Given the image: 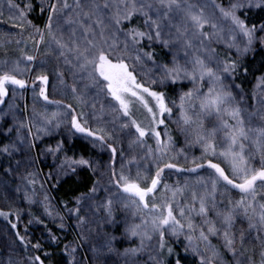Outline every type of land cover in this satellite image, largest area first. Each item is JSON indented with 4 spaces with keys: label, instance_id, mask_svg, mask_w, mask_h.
Returning <instances> with one entry per match:
<instances>
[{
    "label": "snow or ice",
    "instance_id": "obj_1",
    "mask_svg": "<svg viewBox=\"0 0 264 264\" xmlns=\"http://www.w3.org/2000/svg\"><path fill=\"white\" fill-rule=\"evenodd\" d=\"M7 7L10 19L17 21L14 27H19L22 32L26 27L34 29L31 39L36 50L39 51L41 45H46L44 55H54L58 62L63 63L64 69L56 70V76L61 82L67 71L74 78L80 76L87 79L93 87L111 97L115 105H118V108L111 105L112 111L118 114V118L119 114H122V117L128 119L121 128H134L135 134H138L132 141L133 144L145 147V137L149 132L151 133L155 138L156 148L147 146L146 153L140 157L142 160L160 161L168 155L172 138L169 136L167 141H162L156 126L164 124V120L158 117H163L166 113L170 116L172 108L166 103L163 92L151 90L138 81L134 69H131L126 62L127 54L130 48L140 45L144 40H147L150 46L154 42L170 51L178 46L177 55L179 50H183L184 64L179 63L177 55H174L170 67L162 66L163 75L159 82L163 84L171 81L172 84H176L178 81L188 80L193 84L192 89L179 97L180 120L185 126L181 130L187 132L191 129L195 136L192 143L202 148L200 160H206L207 169L212 171L208 180L200 182L204 191L202 193L192 191L190 201L183 204L176 202L177 194H183L187 186L170 188L165 184L163 185L165 192L172 193L171 200L167 197L162 198L161 203L153 200L150 207L146 198L156 192L158 186L162 184V173L165 169L175 168L178 172H196L205 165L193 160L195 167L184 169L171 162L164 163L161 167L157 162L156 171L154 175H151L150 183L146 177L143 186L140 182L139 165H137L135 178L132 177L130 170L126 174L123 166L119 174L113 171L112 178L116 187L128 195L138 210H148L151 214L150 218L142 217L139 224L126 228V233L130 237L140 238V245L127 249L125 254L135 255L142 251L145 241H151L154 233H159L160 248L163 249L165 229L170 228L174 236L185 235L188 247L200 255V264H217V262L225 264L219 249L211 244L212 237L222 241L224 250L232 256L235 264H256L253 256L246 255L248 249L245 248V241L249 232L241 230L237 235L235 231V223L242 216L247 220L248 229L256 230L255 239L261 242L259 264H264V202H258V196L260 201H264V194L257 192V182L264 185V127L251 126V116L256 113L250 114L246 124L244 110L238 104L234 105L233 91L224 83L228 77L235 79L239 68L237 61L230 57L221 60L216 49L211 47L213 42H223L229 49L235 48L238 54L250 51L257 38L256 34L264 33V23L249 26L237 13L251 8L264 9V0H231L227 8L215 4L213 0V7L219 12V16H216L215 12L211 15L206 12L207 0L204 2L199 0L197 2L193 0H54V2L42 3L40 7L41 13L45 11V7L48 9L47 23L44 26L47 40L45 31L31 24V21L27 19L28 13L33 10L31 0L23 7L14 0H8ZM0 16H3L2 11ZM134 17L143 18L144 30L138 26L124 29V24L130 23ZM65 26L70 28L67 38L64 35ZM35 36H39V39H35ZM121 36L124 37L123 40L120 39ZM260 42L264 44V37H260ZM16 43L20 44L21 41L17 40ZM21 53L25 61L36 60V56L26 54L23 49ZM152 55V53H144L149 60L152 59ZM141 60L142 57L138 51L136 61ZM43 63L44 61H41V64ZM19 71V61H16L9 70H0V103L4 102V97L8 94V85L17 86L20 89L26 87V81L17 78ZM244 71L247 73V69ZM36 80L46 85L49 77L46 74H40ZM204 81L208 83L207 92L202 91ZM156 82L153 80V83ZM239 87L240 85H235V88ZM257 87H264V77L260 78ZM72 91L75 92L76 89L73 88ZM40 95L48 101L44 87H41ZM48 102L59 104L58 101ZM260 102L264 103V101ZM137 103L151 117L148 128H145L132 115V107ZM56 115L53 113L52 118ZM212 115L217 117V123L209 129L205 127L204 118ZM81 117L75 113L72 114V128L78 133H84L103 142V135H97L93 130L82 126L79 122ZM259 119L264 122V114H260ZM51 123L52 119H46V124ZM56 126L58 127L59 124ZM37 131L47 133L48 129L42 127ZM221 131L224 132V136L218 138L217 133ZM253 133H255V139L252 138ZM246 142L255 144L256 150L260 152L259 168L252 166V156L246 154ZM109 147L111 148V145ZM60 150V144L54 150L48 149L50 152ZM0 151L8 152L9 146L6 145ZM112 152L115 156L116 149L112 148ZM215 158H219L228 165L230 175L226 174V169L221 166V163L213 162ZM135 160L136 157H133L129 163ZM64 163L69 167L89 165V161L83 158L79 160L65 158ZM61 167L63 168V165ZM72 170L75 171V168L72 167ZM29 182L35 183V181ZM221 187H224L226 192L237 190L241 198L236 201L229 200L227 207H221L223 201L217 200ZM95 191L94 187L92 192ZM45 199L47 200V197ZM77 203H80L79 199ZM112 205V198L100 205L109 219L112 218ZM124 206L128 207L127 204ZM210 213L215 214L214 219L210 218ZM48 214L51 215L50 212ZM9 215L10 213L0 211V216L6 219ZM195 217H200L201 223H195ZM77 219L81 226L86 222L84 217L79 216V208ZM149 225L151 231H148ZM12 227L16 228V225L13 224ZM60 227L63 228V223ZM50 236L54 243L58 242V237L51 233ZM17 237L22 244H26L24 238L18 233ZM81 239L86 240L87 237L82 234ZM194 240L199 243L194 245ZM199 244H203L205 250L210 251L211 255L206 257L201 253ZM33 247L38 249L40 245L35 244ZM76 250L75 247L70 248L69 245H65V251L69 255H73ZM168 252L171 253L172 249L168 248ZM33 259L34 264L36 262L43 264L39 256ZM68 264H74V259L69 260ZM176 264H180L179 259Z\"/></svg>",
    "mask_w": 264,
    "mask_h": 264
},
{
    "label": "rangeland",
    "instance_id": "obj_2",
    "mask_svg": "<svg viewBox=\"0 0 264 264\" xmlns=\"http://www.w3.org/2000/svg\"><path fill=\"white\" fill-rule=\"evenodd\" d=\"M40 5L42 3L46 4L48 2H54V0H37ZM17 4L21 7L25 3H28L29 0H14ZM193 2H197L194 0ZM199 2H204V0H199ZM8 0H0V11L3 12L4 19H10V13L7 7ZM208 7L206 12L211 15L215 12L216 16H219V12L216 11L213 7V1L207 0ZM29 15V13H28ZM48 17V9L45 7V24L47 23ZM0 19H2L0 17ZM29 19V16H27ZM10 22H6V36H10L11 39L20 40L21 43H15L13 52L9 59H7V65H5V70L11 69L16 61H19V69L20 71L17 73V78L24 79L26 81V87L21 89V95L19 98H22L23 106H24V123L26 124V128L30 134L31 139L34 142L38 140H44L54 136H61V139L64 134L67 133L69 130V126L71 125V118L72 114L75 113L80 118L79 122L82 126L89 128L96 132L97 135H103L104 141L96 140L94 137L87 136V139L93 144L94 147L104 150L108 153L106 159L93 163L91 165L92 171L94 172L97 183H96V191L91 192L88 195L80 196L76 199V208L74 213L71 214V219H67V224H69L71 231L74 233L76 240L81 247V250L84 253L85 262L86 264H114L115 261V254L113 252L112 246L109 243V237L99 230L98 219L103 224L108 225L112 223L115 219V211H117L122 218V227L124 234L129 237L130 239H136L137 237H130L126 233V228L133 225L139 224L141 222V218H150V213L148 210H138L136 205L132 204L131 200L128 198V195L120 191L116 187V183L112 178L113 171L117 174L120 173L121 167L123 166L124 172L127 174L130 170L131 175L133 178L136 177L137 173V165H139L140 171V182L143 186L144 179L148 178V183H150L151 175L155 174L156 171V163L159 162L160 166L163 167L164 163H176L178 167L188 169L195 167L193 164V160L197 163L202 162L206 165V160H200L202 156V148L200 145L193 144L192 141L195 139L194 134H192L191 129H188L187 132L182 131L181 129L185 126L183 122L180 120V112H179V97L187 92V91H177L176 92V104L175 107L172 106L167 100L166 103L169 107L172 108V113L169 116L167 113L164 114L163 117H158V119H163L164 124L156 126V130L161 134V140L167 141L168 137L171 136L172 143L169 145L168 155L165 156L160 161L154 160H142V157L146 151L147 146H151L153 149L156 148V141L155 138L152 137L151 133L149 132L148 135L145 137L146 146L140 147L139 145L133 144L132 141L136 138L138 134H135V129H122L121 125L123 123L128 122L127 118L122 117V114H118L112 111L111 105H115V102L111 100V97L106 95H102L98 88H90L91 83L87 79L81 78L80 76H76L75 78L70 72L65 71L66 75L80 87V104L76 107L70 100L68 99L67 95L64 93L63 86L60 85L56 74H51L54 70H50L49 66L44 62L41 64L42 60H36L33 62H28L22 59L21 50L23 49L26 54H29V51L32 47V35L34 34V29L26 27L25 30L22 32L19 27H14V24L17 23L15 21L12 24ZM44 24V26H45ZM40 27L41 30L45 31V27ZM70 32V28L65 26L64 35L65 38L68 37ZM2 33V37L6 38L4 33ZM264 37V35H263ZM124 39V37H122ZM35 39H39V36H35ZM2 40L0 39V43ZM14 43V42H13ZM216 43V42H213ZM220 46V48L227 53L236 52L235 48L229 49L226 44L223 42L216 43ZM46 51V45L44 49V53ZM242 54V53H241ZM136 53L133 51V48H130L126 60L129 61V66L131 69H134V74L136 75L138 81L143 83L146 87H149L151 90L162 92L161 89L163 84L159 81L161 79L160 74H156L155 72H151L146 66L141 65L140 61H136ZM239 55V54H238ZM36 56V54L34 55ZM55 60V63L61 65L62 69H64V65L62 62H58L55 56H49ZM190 67V65H189ZM52 68V66H51ZM34 77L32 74H34ZM52 75L51 83H50V94L54 97L49 101H58L57 103H49L46 104L42 103L40 91L36 94V77L40 74ZM153 80L157 81L153 83ZM225 83V82H224ZM191 88H193V84L190 82ZM226 84V83H225ZM17 87V86H16ZM190 88V89H191ZM41 89V88H40ZM189 89V90H190ZM208 83L205 81L204 87L202 91L207 92ZM188 90V91H189ZM28 93H31V98L28 97ZM37 96H34V95ZM27 97V98H26ZM255 99H254V106L253 109H250L246 104L242 102H238L234 100V105L238 104L244 110V116L246 120V124L249 121V116L251 113H256V115H252L250 119V123L252 127H264V122L259 119L260 114H264V103L260 101H264V87H257L255 88ZM147 99L151 100L150 97ZM16 102L17 98H15ZM79 103V102H78ZM154 103V102H153ZM12 101L9 102V106L7 110L12 109ZM118 108V105H115ZM174 107V111H173ZM8 117L11 118L12 121L20 122L18 124L23 125V121L16 112L13 111H6ZM53 113H56V117L52 118ZM132 115L133 117L141 122V124L148 128L151 124V117L148 115L145 109L138 103L132 107ZM46 119H52L51 124H46ZM232 123V121H229ZM217 123V117L215 115L209 116L204 118L205 127L211 129ZM59 124L57 127L56 125ZM47 127V133L40 131L38 132V128ZM163 127V128H162ZM172 132H175L179 136V141L173 142V135ZM167 133V135H165ZM84 135V134H83ZM86 138V135H84ZM224 132H218L217 137L223 138ZM252 138L255 139V133L252 134ZM108 144H107V143ZM22 143V142H21ZM57 143H53L51 148L54 150L56 149ZM111 145V148L109 147ZM112 148L116 149L115 156L113 155ZM49 148L46 149L44 152L43 160L47 163L51 164V168L46 172H43V177L55 175L56 177H60L63 173L67 170V164H65V159H54V152L48 151ZM220 150L219 148L217 149ZM246 154L251 155V164L252 166L259 168L261 163V156L260 152L256 150L255 144L251 142H246ZM136 157V160L132 161V158ZM38 159V156H37ZM40 161V159H39ZM215 163H221V166L227 170V174L230 175V169L228 165L221 161L219 158L213 159ZM63 165V168L61 167ZM74 166V165H73ZM72 166V167H73ZM197 169L196 172H188V171H181L178 172L175 168L174 169H165L162 173V184L158 186V190L153 194H150L148 198H146L149 202V207L153 200L157 203L162 202V198L167 197L169 200L172 198V193L165 192L163 185H169L170 188L187 186L183 192V194H177L176 202L183 204L184 202L191 200L192 191H196L198 193H202L204 191L202 180L206 181L209 178V175L212 170L207 169ZM50 175V176H51ZM257 192L258 194H264V185H261V182H257ZM223 193V195H221ZM109 198L113 200V213L112 218L109 219L103 209L100 207L103 203H105ZM241 198V194L234 193L231 194L229 191H225L224 187H221L219 193L217 195L218 201H223L221 207H227L228 201H236ZM80 200V203H77V200ZM258 202H264L259 200ZM40 208L43 212L44 216L51 218L58 223H64V219L67 218L64 213L59 212L55 205L51 202V200H47L42 198L40 200ZM127 204L128 207L126 208L124 205ZM198 207V205H197ZM47 208V211H46ZM79 208V216L85 218V224L83 226L79 225L77 219V209ZM96 211V212H95ZM100 213V216H97L95 213ZM251 211V210H250ZM51 213L49 215L48 213ZM61 218H63L61 220ZM210 218H215L214 213H210ZM194 222L199 224L201 223L200 217H195ZM241 230L245 232H249L248 238L245 241V248L248 249L246 255L253 256L256 264H259V252L261 242L256 240L255 237L257 235L256 230L248 229L247 220L244 219L242 216L239 217L235 223V231L237 235ZM148 231H151L150 225L148 226ZM86 236L87 239H81V236ZM157 241L156 239H158ZM165 247L163 249L160 248V236L159 233L152 234L151 241H145V247L148 254L144 253L148 258V261L151 264H160L161 256L160 254H167L168 248L170 247V243L168 242H181V245L189 251L192 255H194L197 261L200 264V255L192 251L191 247H188V241L185 238V235L181 234L179 236H174L171 234V229H165ZM198 241H193V244H198ZM211 244L218 248L221 255L225 259V264H235V260L232 258L230 254H227L222 246V241L217 237L211 238ZM200 251L206 257L211 255L210 251H206L203 244H199ZM69 257L73 260L74 264H85L83 261L77 258V256L69 255ZM218 264V262H217Z\"/></svg>",
    "mask_w": 264,
    "mask_h": 264
},
{
    "label": "trees",
    "instance_id": "obj_3",
    "mask_svg": "<svg viewBox=\"0 0 264 264\" xmlns=\"http://www.w3.org/2000/svg\"><path fill=\"white\" fill-rule=\"evenodd\" d=\"M230 2L231 0H215V4L222 5L225 8L229 6ZM31 3L33 10L29 12L28 20L38 28L43 27L46 20L45 11L41 13V5L37 0H31ZM237 14L249 26L264 23V9H245ZM0 17L2 18L0 19V39L2 40L0 43V70H5V61L11 56L17 40L16 38L12 40L9 35L6 36V22L12 24L15 21L4 19L5 16ZM137 26L144 30L142 17H134L130 23L126 22L124 29L127 30ZM1 32L4 33L6 38L1 36ZM263 35L264 33L258 32L251 50L239 55L234 52H224L216 43L211 45V47L216 49L217 55L221 60L230 57L232 60L237 61L239 68L235 79L228 77L224 82L226 83L225 85L231 87L235 100L246 104L250 109H253L254 106L255 88L260 78L264 77V44L260 42V37H263ZM122 37H120L121 40H123ZM45 38L47 40L46 29ZM177 48H173L170 51L158 43L153 42L150 46L149 42L144 40L140 45H136L133 51L136 54L139 51L142 57L141 65L146 66L151 72L162 76V66L168 65L170 67L172 65L173 57L177 55ZM44 49L45 45H41L39 51H37L33 43L28 55L36 54L38 60L44 61L50 68L48 73L54 70L51 74H56L58 68L63 70L61 65L55 63L53 58L44 55ZM144 53H152V59L149 60L144 56ZM177 59L179 63L184 64L183 50L178 51ZM126 62L129 64V61L126 60ZM244 69H247V73H245ZM51 74L48 75L49 80L46 85L41 84L38 80L35 82L36 94H38L41 87H44L48 101L54 98L50 94ZM34 75L35 73L32 74L33 77ZM58 81L63 86L64 93L70 102L77 107L80 104L81 90L79 85L75 84L66 73L64 74L63 82L60 79ZM202 83L204 85L205 81ZM237 84L240 85L239 88H235ZM90 86L91 89L94 88L92 85ZM7 88L8 94L4 97V102L0 103V149L6 145L9 146L8 152L0 151V211L10 213V215L7 219L0 216V264H34L33 258L36 256L41 258L43 264H68V261L72 259L65 251V245H69L70 248L75 247L77 250L74 255L86 264L84 253L69 224H67V219L72 218L71 214L74 213L76 208V199L80 196L88 195L96 187L97 179L91 165L103 159L105 160L108 153L94 147L87 139L86 134L76 132L71 125L62 139L61 136L57 135L43 141L34 142L24 123L25 111L22 98H19L21 89L14 85H8ZM73 88L76 89L75 92L72 91ZM190 88L191 84L188 80L178 81L176 84L168 81L163 83L161 91L165 94L166 100L175 107L176 92L188 91ZM36 94L34 96H37ZM101 94L105 95L102 92ZM31 95V93H28L29 98H31ZM15 98H17L18 102H16ZM41 99L43 104L48 102L43 97ZM10 101L13 104L10 110L16 112L20 117L22 116L23 126L18 124L20 122L12 121L8 115H5L8 114L6 111H10L7 110ZM83 134L86 135V138ZM172 135L173 142L179 141L180 138L175 132H172ZM53 143L61 145V150L54 152L55 160L60 158L79 160L83 158L89 161V165H74L75 171L67 165V170L60 177L53 176L51 173V176L43 177V172H47L52 167L50 163L43 160L44 152L47 148H51L50 145ZM204 167L199 169H205ZM29 181H35V183H30ZM229 192L231 194L238 193L237 190ZM44 197L51 200L59 212L68 216L64 219L63 228L60 227L61 223L44 216L39 204ZM95 214L100 216L99 212ZM97 221L99 230L110 238L109 243L116 258L114 264H151L144 254H148L146 247L135 255L125 254L127 249L136 248L140 245V238L130 239L124 234L122 218L117 211H115V219L112 223L105 225L101 222L100 217ZM13 224L16 225V228L12 227ZM17 233L24 238L26 244L20 242ZM50 233L58 237V242L54 243L51 240ZM156 240L159 241V237ZM168 243H170L172 252L161 253L160 264H176L177 259H179L180 264H199L196 257L189 253L181 245V242ZM35 244H39L40 247L38 249L34 248L33 245Z\"/></svg>",
    "mask_w": 264,
    "mask_h": 264
}]
</instances>
